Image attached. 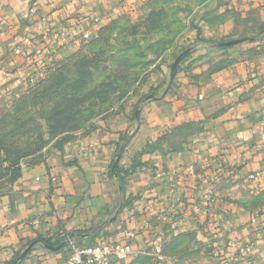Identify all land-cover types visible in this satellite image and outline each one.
I'll return each instance as SVG.
<instances>
[{
  "label": "crops",
  "instance_id": "obj_1",
  "mask_svg": "<svg viewBox=\"0 0 264 264\" xmlns=\"http://www.w3.org/2000/svg\"><path fill=\"white\" fill-rule=\"evenodd\" d=\"M150 1L0 0V93L77 53L81 31L92 40L121 17H145ZM198 8L205 16L185 37L192 49L173 77L160 70L150 87L166 86L139 100L134 129L77 133L2 180L0 264L38 237L55 242L104 221L78 243L100 242L112 264H264V0ZM126 131L117 164L129 172L127 203L112 220L121 204L110 166ZM117 245L130 249L121 259ZM69 255V243L49 250L39 242L20 264H67Z\"/></svg>",
  "mask_w": 264,
  "mask_h": 264
},
{
  "label": "rangeland",
  "instance_id": "obj_2",
  "mask_svg": "<svg viewBox=\"0 0 264 264\" xmlns=\"http://www.w3.org/2000/svg\"><path fill=\"white\" fill-rule=\"evenodd\" d=\"M201 1L151 0L149 18L132 22L121 17L99 38L85 40L76 54L52 61L17 89L1 92L0 161L6 165L22 155L36 157L55 137L93 128L134 129L139 100L161 95L166 86L163 80L150 87L162 78L160 70L168 74L175 58L192 49L185 37L205 16L202 8L194 10Z\"/></svg>",
  "mask_w": 264,
  "mask_h": 264
},
{
  "label": "trees",
  "instance_id": "obj_3",
  "mask_svg": "<svg viewBox=\"0 0 264 264\" xmlns=\"http://www.w3.org/2000/svg\"><path fill=\"white\" fill-rule=\"evenodd\" d=\"M150 13V12H149ZM148 13V14H149ZM148 14L145 16V18L144 19H146V17L147 18H149L150 17V15L148 16ZM143 21H145V20H143ZM143 21H142V23H143ZM137 24H141V22L139 21ZM109 26V25H108ZM108 26H105V27H103L101 30H100V32H99V35H98V37L97 38H99L100 37V35H101V33L106 29V27H108ZM188 52L189 51H183L182 53V56H181V59H180V61L178 62V64L174 67V68H171V65L169 66V73H170V76L171 77H173V75H174V73L176 72V70L178 69V66H179V64H180V62H182L185 58H186V56L188 55ZM76 54V53H75ZM74 55V54H73ZM150 96V95H149ZM146 97H148V95L147 96H143L142 97V99H144V98H146ZM136 108H137V105H136V107H134V109H133V114H134V118H135V110H136ZM94 129V128H93ZM92 129V130H93ZM90 130V129H89ZM85 132H87V130H85ZM128 137L129 136H122L121 137V139H120V141H119V143L117 144V148H116V152L118 151V149L121 147V145H122V151L124 150V148H125V146H126V144H127V141H128ZM60 137H55V138H53V139H51V140H53L52 142H53V144L54 145H60L61 143H63V142H65V141H67V140H69L71 137H68V136H64V137H62V138H60ZM50 140V141H51ZM50 141H48V143L50 142ZM41 149V148H40ZM39 149V150H40ZM41 153V150L38 152V154H40ZM30 155L31 154H26V155H22V156H19V157H17V159L16 160H14V161H9V160H7L6 162V165H4L3 164V162L2 161H0V175H1V177L0 178H3V180L5 179V180H7V179H9V178H11V177H16V176H18L19 174H20V171H21V169H22V166H21V164L23 163H25V162H27V163H31L32 161H33V157H30ZM38 156V155H37ZM6 160V159H5ZM110 173L112 174V176H114L115 174H116V177H115V184H116V186H117V190H118V198H119V203L122 205V207L123 206H125L126 205V203H127V199L125 198V190H124V184H125V179H124V176L125 175H127L129 172L128 171H126V170H123V169H121L119 166H118V164H116L115 166H114V161H113V163L111 164V166H110ZM107 223V221H104V222H102L101 224H100V229L91 237V238H89V239H93V238H95L100 232H101V230H102V228H103V226L105 225ZM88 230H84V231H79L78 233H85V232H87ZM66 237H68V235H64L63 237H61V238H59L57 241H55V242H52L51 241V239H43V238H41V237H38V238H36V239H34L33 241H31V242H29L28 243V245L29 244H31V243H33V242H36V244H38L39 242H41V243H44V244H49V245H58L61 241H63L64 239H66ZM89 239H84V238H82V237H80V236H77V237H75L73 240L74 241H76V242H88V241H90ZM69 243V241L66 243V245ZM90 244V243H89ZM36 246V245H35ZM34 248V247H33ZM18 256V255H17ZM16 256V257H17ZM15 260V258L13 259V261ZM13 261H12V263H13ZM11 263V264H12Z\"/></svg>",
  "mask_w": 264,
  "mask_h": 264
},
{
  "label": "built area",
  "instance_id": "obj_4",
  "mask_svg": "<svg viewBox=\"0 0 264 264\" xmlns=\"http://www.w3.org/2000/svg\"><path fill=\"white\" fill-rule=\"evenodd\" d=\"M125 1V0H121ZM67 34V31L63 30L61 32L62 37L64 38ZM80 38L85 41L90 39V33L87 30L81 31ZM42 51L40 49L36 50V54H40ZM41 72H38V75ZM36 77V75H35ZM162 172L156 171L155 175L157 177L162 176ZM210 200V198H208ZM212 201V200H210ZM1 231V229H0ZM229 246L236 248L237 242L236 241H230ZM69 247H70V255L67 260V264H112L110 260V250H108L106 247H104L100 242H93L90 244H81L73 239L69 241ZM238 250L240 252H244L247 250L246 247H238ZM130 251L128 245H117L113 249V253L118 258H123L125 255ZM222 264H230V262L225 261Z\"/></svg>",
  "mask_w": 264,
  "mask_h": 264
},
{
  "label": "water",
  "instance_id": "obj_5",
  "mask_svg": "<svg viewBox=\"0 0 264 264\" xmlns=\"http://www.w3.org/2000/svg\"><path fill=\"white\" fill-rule=\"evenodd\" d=\"M237 41H224V42H221L219 43L220 46H229V45H232V44H235ZM183 53L179 54L176 59L174 60L173 64H172V68H174L178 62L180 61L181 59V56H182ZM135 114H137V111L135 112ZM122 147V145H121ZM119 148L118 151H117V154H116V157L114 159V166L118 163V160H119V157L121 155V152H122V148ZM116 177V174L114 175ZM122 205H119L118 208L116 209L115 211V214L114 216L111 218L112 220L116 217L117 213L119 212V210L121 209ZM100 226H97L96 228L92 229L91 231H88L86 233H79V234H76V235H70L68 236L66 239H64L63 241H61L58 245H49V244H44V243H41L42 247L45 248V249H49V250H58V249H61L62 247H64V245L70 241L71 239H74L75 237L77 236H80L84 239H87L89 237H91L92 235H94V233L99 230ZM36 245V242H33L31 244H29L19 255L18 257L15 259L14 263L13 264H20L21 261L24 259V257L33 249V247Z\"/></svg>",
  "mask_w": 264,
  "mask_h": 264
}]
</instances>
